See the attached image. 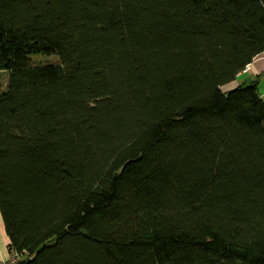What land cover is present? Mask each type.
<instances>
[{
    "label": "trees",
    "instance_id": "16d2710c",
    "mask_svg": "<svg viewBox=\"0 0 264 264\" xmlns=\"http://www.w3.org/2000/svg\"><path fill=\"white\" fill-rule=\"evenodd\" d=\"M263 53L264 0H0L10 254L264 264Z\"/></svg>",
    "mask_w": 264,
    "mask_h": 264
},
{
    "label": "crops",
    "instance_id": "0c3cea01",
    "mask_svg": "<svg viewBox=\"0 0 264 264\" xmlns=\"http://www.w3.org/2000/svg\"><path fill=\"white\" fill-rule=\"evenodd\" d=\"M256 83L261 96L264 98V53L259 55L249 65L247 72H242L237 80L232 83L231 87L239 86V84ZM9 240L5 233L3 222L0 216V262L5 261L10 256Z\"/></svg>",
    "mask_w": 264,
    "mask_h": 264
},
{
    "label": "rangeland",
    "instance_id": "374dc122",
    "mask_svg": "<svg viewBox=\"0 0 264 264\" xmlns=\"http://www.w3.org/2000/svg\"><path fill=\"white\" fill-rule=\"evenodd\" d=\"M30 60L33 61V63L43 62V64H49L50 62L52 64V62H54V64H59V60H57L56 57L45 55V54L32 55L30 56ZM8 75H9L8 73L0 74V91H1V88L5 87V85L7 84V81H9L10 75H9V78H8ZM231 86H232V83L228 87L233 88Z\"/></svg>",
    "mask_w": 264,
    "mask_h": 264
},
{
    "label": "built area",
    "instance_id": "2783aa9c",
    "mask_svg": "<svg viewBox=\"0 0 264 264\" xmlns=\"http://www.w3.org/2000/svg\"><path fill=\"white\" fill-rule=\"evenodd\" d=\"M248 70H249V66H247L243 72L245 73ZM24 254L11 253L9 258L5 261H1L0 264H20L22 259L24 258Z\"/></svg>",
    "mask_w": 264,
    "mask_h": 264
}]
</instances>
